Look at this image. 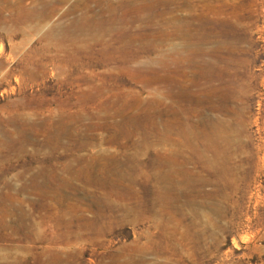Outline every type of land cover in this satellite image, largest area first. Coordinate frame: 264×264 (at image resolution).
<instances>
[{"label":"rangeland","instance_id":"obj_1","mask_svg":"<svg viewBox=\"0 0 264 264\" xmlns=\"http://www.w3.org/2000/svg\"><path fill=\"white\" fill-rule=\"evenodd\" d=\"M0 264H264V0H0Z\"/></svg>","mask_w":264,"mask_h":264},{"label":"bare ground","instance_id":"obj_2","mask_svg":"<svg viewBox=\"0 0 264 264\" xmlns=\"http://www.w3.org/2000/svg\"><path fill=\"white\" fill-rule=\"evenodd\" d=\"M110 2V0H108ZM79 2V1H78ZM78 7V5L76 6ZM133 7V6H132ZM136 9V8H135ZM133 10V8H132ZM109 21L107 22H97V20H83L77 22L78 32H90L92 30H98L99 36L103 37L102 35H109L111 34L113 37L122 36L127 32V28L124 25L125 19L122 17H117V12L115 8L109 9ZM106 21V20H105ZM211 65V64H210ZM213 71V70H212ZM103 94V93H102ZM83 101V100H82ZM160 103V102H159ZM161 105V104H160ZM220 126V125H218ZM218 128V127H217ZM62 136V135H61ZM183 142V141H182ZM117 167V166H116ZM50 174V173H49ZM38 176V175H37ZM50 177V176H49ZM61 178V177H60ZM49 186V185H48ZM71 223V222H70ZM31 226V225H30ZM35 227V226H34ZM48 253V252H47ZM45 254V252H44ZM49 256V254H47ZM46 255V256H47ZM45 257V256H44ZM49 258V257H48ZM59 258V257H58ZM51 260V259H50ZM52 261V260H51Z\"/></svg>","mask_w":264,"mask_h":264}]
</instances>
